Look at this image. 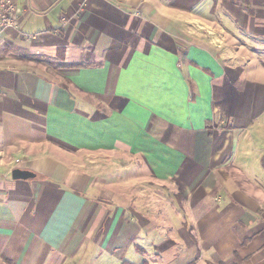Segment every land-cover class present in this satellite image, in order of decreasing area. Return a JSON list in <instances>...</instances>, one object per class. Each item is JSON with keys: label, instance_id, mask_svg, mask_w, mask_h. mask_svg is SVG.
<instances>
[{"label": "crops", "instance_id": "crops-1", "mask_svg": "<svg viewBox=\"0 0 264 264\" xmlns=\"http://www.w3.org/2000/svg\"><path fill=\"white\" fill-rule=\"evenodd\" d=\"M15 8L0 264H264V0Z\"/></svg>", "mask_w": 264, "mask_h": 264}, {"label": "built area", "instance_id": "built-area-1", "mask_svg": "<svg viewBox=\"0 0 264 264\" xmlns=\"http://www.w3.org/2000/svg\"><path fill=\"white\" fill-rule=\"evenodd\" d=\"M19 30L20 22L16 13L15 0H0V39L8 29Z\"/></svg>", "mask_w": 264, "mask_h": 264}, {"label": "rangeland", "instance_id": "rangeland-1", "mask_svg": "<svg viewBox=\"0 0 264 264\" xmlns=\"http://www.w3.org/2000/svg\"><path fill=\"white\" fill-rule=\"evenodd\" d=\"M119 171V170H118ZM118 171H117V169H111L110 168V170L109 171H107V173L105 174V173H99L100 175V177H103V176H105V175H107V177L108 178H110L109 180H111V181H115V183L114 184H111V185H106L105 187H107V188H110V189H108V191H112V192H114V191H116V189H115V184H116V182L118 183L119 181H120V179H126V177H132V176H134V175H136V172H135V170H129L128 171V174H127V176L126 175H119L118 174ZM124 173H126V172H123L122 174H124ZM160 253V252H159ZM227 253H230V250H228V249H225V248H223V249H221V250H218V257H220V259H222V260H225L226 259V255H228L229 256V254H227ZM155 255L152 253V250L151 249H149V250H147V255H146V259H149L150 261H152V260H154L155 261ZM161 260L163 261V258H161Z\"/></svg>", "mask_w": 264, "mask_h": 264}, {"label": "water", "instance_id": "water-1", "mask_svg": "<svg viewBox=\"0 0 264 264\" xmlns=\"http://www.w3.org/2000/svg\"><path fill=\"white\" fill-rule=\"evenodd\" d=\"M11 176L12 178H15V179H19V178H27V177H30V176H33V173L32 172H29L27 170H22V169H19V168H15L11 171Z\"/></svg>", "mask_w": 264, "mask_h": 264}]
</instances>
